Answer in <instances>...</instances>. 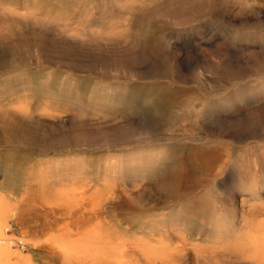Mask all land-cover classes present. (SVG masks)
<instances>
[{
	"label": "rangeland",
	"instance_id": "rangeland-1",
	"mask_svg": "<svg viewBox=\"0 0 264 264\" xmlns=\"http://www.w3.org/2000/svg\"><path fill=\"white\" fill-rule=\"evenodd\" d=\"M233 1L219 0L211 4L214 10L197 5L193 15L188 5L163 1L157 9H176L188 17L155 21L141 50L128 48L124 39L74 46L45 30L28 32L17 41L8 38L13 56L0 63V100L15 99L27 87L19 95L27 94L34 104L17 128L18 141L0 146L3 159L49 163L81 157L95 165L128 151H159L166 155V170L152 179L116 180L114 189L103 195L99 217L120 231L127 227L125 234L156 220L149 228L155 237L168 239L170 264H264V249L244 243L251 228L264 224V0ZM186 35L199 48L198 56L193 48L181 46ZM16 44L20 52L14 56ZM47 73L67 83L56 93L50 86L48 91L38 89L35 83ZM147 81L170 86L165 95L172 107L165 108V116L144 98L140 111L126 101L107 99L95 88L132 92ZM234 87L254 90L231 108L212 107L218 95L228 96ZM73 107L81 111L79 116L73 115ZM220 156L227 157L226 165L213 170ZM7 169L0 162V184L7 173L18 176L14 167ZM162 177L169 181L167 193L158 183ZM14 185L12 190L19 192L21 187ZM39 204H26L24 217L40 230L66 216L57 207L45 214L51 207ZM74 205L69 220L75 225L89 216V209ZM167 216L171 221L165 227ZM35 261L57 264L36 255Z\"/></svg>",
	"mask_w": 264,
	"mask_h": 264
},
{
	"label": "bare ground",
	"instance_id": "bare-ground-1",
	"mask_svg": "<svg viewBox=\"0 0 264 264\" xmlns=\"http://www.w3.org/2000/svg\"><path fill=\"white\" fill-rule=\"evenodd\" d=\"M163 1L165 4L169 2V0H0V63L13 56L6 46L8 38L13 36L16 40L25 34L40 30L51 31L74 46L87 43L105 46L124 39L128 48L134 45L141 50L149 43L148 31L155 21L165 19L172 23L176 16L177 18L179 16L178 19L184 18L183 15L188 17L189 13L193 15L196 12L194 9L200 4H207L214 10L211 4L219 0H173L181 5H188L190 11L187 10L189 12H186L187 15L176 9L164 11L157 9ZM224 1L227 3L229 0ZM179 42L184 48H193L196 56L200 54L199 48L192 44L191 35L181 37ZM34 45L38 50L39 43ZM15 46L17 47L14 56L20 52L18 44ZM14 76L18 77L19 74L12 77ZM194 77L200 78L198 70L194 71ZM52 78L47 73L44 79L35 83V86L46 91L50 86L52 92L56 93L59 90L58 86L67 83L62 76L57 78L59 83ZM3 79L6 80L8 77L5 76ZM144 85L140 86L141 89L133 88L132 92L121 88L115 90L97 86L95 88L107 99L126 101L138 110L140 100L144 98L152 104V109H157L159 115L163 116L165 108L172 107V99L165 95L170 86L161 88L155 81L144 82ZM27 89L25 87L20 92ZM252 90L254 89L239 88L228 96L218 95L212 107L231 108L237 99L247 96L248 91ZM19 93H15L18 94L15 99L3 97V100H0V146L18 141L17 128L25 122L29 108L34 104V99H28L25 97L27 94L22 96ZM80 114L81 111L75 109L73 115ZM148 128L150 127H142L143 130ZM123 132L124 136L129 135V131ZM2 151L0 148V162H5L8 169L14 167L18 176L13 177L7 173L0 184V264H37L35 255L53 260L57 264H170L171 245L168 239L155 237L153 228H149L156 220L149 223L145 221L140 225L138 232L134 229L131 234H125L122 231L128 232L127 227L120 231L101 219L98 212L103 195L114 189L116 180L136 179L140 176L155 178L165 169L166 155L162 156L159 151L153 150L128 151L103 162L99 160L94 165L81 157L53 160L49 163H37L14 157L3 159ZM226 158L220 156L213 170L219 171L224 168ZM11 183L15 185L17 183V186L21 187L20 191L12 190ZM158 183L161 190L167 193L169 181L162 177ZM32 202L46 204L51 208L57 207L66 216L62 215V221L54 218L44 230H40L24 217L26 204ZM78 203L86 204L89 212L85 210L84 213L83 210V214L88 212L89 216L86 214L87 218L83 220L82 217L79 218L81 221L74 225L69 219L77 208L74 204L78 206ZM51 208L47 209L45 214L55 211ZM197 216V220L202 218L200 215ZM170 221L169 216L164 217L165 227ZM143 226L147 229L141 233ZM250 233L244 243L250 242L258 249H264V224L251 228ZM243 245H239L238 248H242Z\"/></svg>",
	"mask_w": 264,
	"mask_h": 264
}]
</instances>
